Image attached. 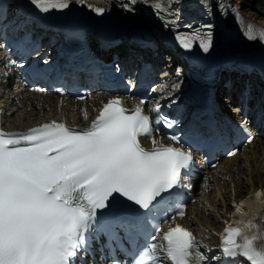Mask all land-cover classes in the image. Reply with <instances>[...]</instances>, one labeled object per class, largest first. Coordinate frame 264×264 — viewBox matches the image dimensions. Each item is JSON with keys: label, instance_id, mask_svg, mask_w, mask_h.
<instances>
[{"label": "snow or ice", "instance_id": "6c2138e0", "mask_svg": "<svg viewBox=\"0 0 264 264\" xmlns=\"http://www.w3.org/2000/svg\"><path fill=\"white\" fill-rule=\"evenodd\" d=\"M72 2L98 16L107 11L99 0H30L41 14L61 12ZM138 2L150 5L164 27L175 30V0H129L122 7L135 11ZM202 4L211 7L208 0ZM236 18L247 40L264 45V28L244 22L238 13ZM175 40L185 51L198 45L205 53L213 43L211 32L200 29L176 31ZM144 104L141 100L128 109L120 97L109 99L82 129L62 120L22 132L0 127V264H76L88 233L99 228L98 210L108 208L115 194L149 212L181 184L193 154L175 135L168 144L153 138L159 132L154 126L170 128L175 122L162 114L159 103L149 109L154 117L145 113ZM141 138L151 140V149L142 146ZM233 208L219 234L226 264L240 258L264 264V190L255 192V200L233 202ZM176 215L182 218L184 209ZM110 228L115 234L128 225L114 218ZM154 232L138 234L133 264H209L217 259L202 252L193 233L178 223L163 232L157 225Z\"/></svg>", "mask_w": 264, "mask_h": 264}, {"label": "bare ground", "instance_id": "6f19581e", "mask_svg": "<svg viewBox=\"0 0 264 264\" xmlns=\"http://www.w3.org/2000/svg\"><path fill=\"white\" fill-rule=\"evenodd\" d=\"M260 1H262V3H264L263 0H260ZM262 9L264 10V5L260 6V10H262ZM259 13L262 15V13L260 11H259ZM260 14L253 13L252 15H250L248 17H250V19H252V20L258 19V18H263L262 16H260ZM258 20H261V19H258ZM261 23H263V21H261ZM11 76L13 77L14 80H16L17 79V71L16 70L11 71ZM28 95L22 97V105H21V107L12 109V121H16L17 124H19V125H24L26 123H32L36 118L39 117V113L34 108L36 103L32 102L31 98ZM32 96H39L40 100L42 101L40 103H44V102L48 103L52 99V97H42L37 92L35 94H32ZM262 149H264V146H263ZM249 154L252 156L251 150H250ZM263 154H264V151H263ZM246 159H248V157ZM252 164L254 165L252 170H250L248 168V166L244 170V166L242 167V165L240 163L238 164V167L240 168L239 169L240 173L238 172L239 173L238 176L239 177L241 176V173L243 172V170H244L243 174H246L245 180L242 181L237 186V189L240 188V191L236 195L238 197H243L244 196L243 192L246 190L245 186L247 188H251V187L258 188L261 183L264 184V172H262V166H260L261 169H259L258 168L259 166L258 167L256 166L257 165L256 161H254ZM220 174H222V172H220ZM230 188L231 187H227V186H225V188H224V191H223L224 193L222 194V197H221V202H224L222 208H228V205H227L228 197L229 196L232 197V192H230ZM213 197H214L213 200L206 201V203H207L206 206L203 209L201 208L198 211V221H197L198 223H197V226L199 227V225H202L204 223H208L204 227L205 230H207L209 228H212L214 225L217 224V222H215L217 220V218H215V217H217V215L213 217V214L218 213L219 209H216L214 207L216 198H215V195ZM202 198H205V197L202 196ZM209 240L210 239L207 238L204 241L206 242V241H209ZM214 261H217V259L214 260Z\"/></svg>", "mask_w": 264, "mask_h": 264}, {"label": "rangeland", "instance_id": "374dc122", "mask_svg": "<svg viewBox=\"0 0 264 264\" xmlns=\"http://www.w3.org/2000/svg\"><path fill=\"white\" fill-rule=\"evenodd\" d=\"M244 0H236V3L237 4H242V5H244V7H243V9H246V10H248L249 11V13H247V12H245V15H247V16H250V15H252L253 13L252 12H257V14H259V9H257V7H254V3H256V2H254V0H247L246 1V3L245 2H243ZM258 1H260V0H257V2ZM262 2V1H261ZM256 4H259V8H260V6H261V3H256ZM242 5H241V8H242ZM244 11V10H243ZM263 15V14H262ZM261 15V16H262ZM251 152H252V150H251ZM252 155H253V152H252ZM257 165V167L258 168H260V166H262L263 168H262V172H264V163H262V162H260V163H256ZM261 172V171H260ZM261 172V173H262ZM243 178H245L244 176H242ZM219 213V212H218ZM218 213H216V214H218ZM205 224V226L208 224V223H204ZM204 226V227H205Z\"/></svg>", "mask_w": 264, "mask_h": 264}]
</instances>
